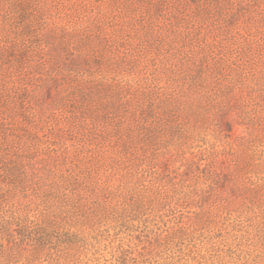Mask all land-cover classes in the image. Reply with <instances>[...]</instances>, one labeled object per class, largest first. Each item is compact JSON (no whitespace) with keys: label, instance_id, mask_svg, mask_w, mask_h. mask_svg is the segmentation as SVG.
<instances>
[{"label":"rangeland","instance_id":"1","mask_svg":"<svg viewBox=\"0 0 264 264\" xmlns=\"http://www.w3.org/2000/svg\"><path fill=\"white\" fill-rule=\"evenodd\" d=\"M0 264H264V0H0Z\"/></svg>","mask_w":264,"mask_h":264}]
</instances>
